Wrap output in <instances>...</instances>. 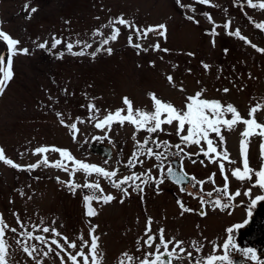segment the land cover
Instances as JSON below:
<instances>
[{"label": "rangeland", "instance_id": "1", "mask_svg": "<svg viewBox=\"0 0 264 264\" xmlns=\"http://www.w3.org/2000/svg\"><path fill=\"white\" fill-rule=\"evenodd\" d=\"M27 2L28 0H0V27L20 41L19 48L29 49L28 55L13 57L14 76L6 83L3 94H0V148L15 163H35L41 157L32 155V150L40 146H56L68 149L76 159L109 171L114 170L112 165L116 163V159L101 158L94 153L96 149L90 151L89 145L109 144L122 154L121 145H132L135 131L132 125L125 123L120 126L113 123L111 133H103L98 132L94 122H86L78 125L80 131L73 141L69 130L60 124L55 114L57 111L63 113L68 123L73 122L76 117L87 121L89 103H94L100 109L102 119L107 111L114 112L117 108L125 107L122 102L125 96L133 101L134 108L151 110L152 103L148 94L152 92L158 98L182 108L186 96L194 95L203 88L206 89L205 98L220 100L224 105H234L245 119L249 118L250 107L257 102L264 105V54L257 52L250 44L227 35L223 27L216 28L218 34L214 37L208 34L213 25L205 13H210L218 25H223L230 19L232 31L239 28L251 44L264 48V30L255 27V24L264 22V10L248 7L247 0H210L215 7L196 4L194 0H181L180 4L176 0H31L28 12L32 7L38 8V11L32 13L30 19L26 18L28 12L23 10ZM253 2L259 3V0ZM188 4L195 7V18L199 20V24L186 18L193 15V12L181 5ZM120 15L141 28L165 24L167 39L156 33H150L147 39L138 41L134 37V43H141L149 48V51L137 54V49L129 46V30L121 28L118 39L108 45L113 49L111 55L102 52L95 59L87 55L73 56L67 53L64 44L49 50L51 37L55 35L63 38L65 43L76 39L87 40L93 43V49L88 50L92 51L97 46L92 39L93 31L102 28L106 37L111 30L102 26L110 18ZM101 39L96 37L95 41ZM213 39L215 46L212 44ZM46 40L49 49H40L37 45ZM157 42L162 49L169 51H153L150 46ZM225 48L228 49L227 54L224 52ZM61 51H64L62 59L58 58ZM189 52L194 55L188 56ZM0 55L5 57L6 64L7 46L2 40ZM152 61L155 66H151ZM201 62L212 65V68L206 71ZM174 65L178 67L174 68ZM188 69H191V73ZM167 75L173 76L177 87L168 83ZM181 84L184 92L178 91ZM225 87L230 89L227 94L223 92ZM64 89H67V93ZM49 96L52 100H49ZM227 118L231 119V115ZM255 118L264 124V108L255 114ZM164 128L165 132L160 133V139L178 143L175 126L165 125ZM244 128L243 124H237L231 131L222 129V144L213 134L218 148L221 151L226 149L229 159L235 161L231 164L224 162L229 191L234 193L236 189H240L242 199L245 197L243 191L252 187L256 180L254 174L251 181L243 182L231 175L233 169H242L240 141L245 139L241 136ZM140 134L142 139L146 135L144 132ZM105 135L112 143H109V139H94ZM262 143L264 137L259 135L246 138L249 166L254 170H259L264 164L261 159ZM185 151L196 153L199 148L191 146ZM47 156L51 162L61 159L58 153L49 152ZM191 159L198 162L203 160L210 166L213 164L203 155H193ZM185 160L191 164L189 159ZM153 162L156 163L155 160ZM199 171L198 176H205L203 169ZM217 173L219 177L215 186L222 187L224 180L219 168ZM153 174L158 176V170L153 168ZM56 177L60 181L74 179L79 185L85 179L89 182L97 179L95 174L86 178L83 172H77L72 177L60 169L47 166L30 172L18 171L0 162V213H3L5 222L11 227H18L13 212L19 213L26 226L30 223L39 224L42 218L45 226L55 227L69 240H76L81 232L85 239H89L91 227L98 225L95 234L100 237L98 252L102 254V264H119L120 254L124 251L139 258H143L145 252L155 251V246L136 251L137 238L143 236L148 217L153 220V233H158V229L163 227L165 239L175 237L182 240L183 247L192 251L194 257H204L212 252L220 233L217 229L224 230L231 222L240 223L248 212L237 205L235 208H226L231 211L229 216H225L228 215L225 212L217 214L213 225L206 220L199 222L195 216L181 215L173 198L163 189L160 191L161 195L152 192L153 201L150 205L144 199L133 201L137 198L123 204L114 202L112 206L94 201L91 206L97 214L88 217L83 200L86 194H83V190L77 188L75 192H66L65 183H58ZM104 181L101 177L100 184ZM209 186L214 188L213 184ZM21 191L23 196L20 195ZM259 195H264V190L258 186L252 187L251 196ZM163 197L165 198L162 199ZM238 202L239 197L233 204ZM119 210L122 214H118ZM11 236L9 233L6 238L12 246L9 249L12 264H33ZM192 240L204 245L201 253L190 247ZM77 244L79 246V241ZM170 248L172 245H169V251ZM44 264H60V261L59 258H46ZM136 264H139L138 260ZM178 264H188V260H179Z\"/></svg>", "mask_w": 264, "mask_h": 264}, {"label": "snow or ice", "instance_id": "2", "mask_svg": "<svg viewBox=\"0 0 264 264\" xmlns=\"http://www.w3.org/2000/svg\"><path fill=\"white\" fill-rule=\"evenodd\" d=\"M30 2L31 0H28V2L24 4L23 10L25 12H28ZM194 2L196 4L215 7V5L210 3V0H194ZM176 3L180 4L181 0H176ZM247 5L253 9L259 8L264 10V0H259V3H254L253 0H247ZM181 6L186 7L193 12V15H189L186 18L199 24V20L195 18V7H193L192 4ZM37 11L38 8L32 7L26 18L30 19L32 13H36ZM224 11H227V9H224ZM205 15L213 25L211 31L208 33L209 35L214 37L218 34L216 28L223 27L227 35L233 36L240 41H243L245 44H250L257 52L264 54V48H259L257 45L251 44V41L241 34L239 28H236L235 31L231 30L232 21L230 19L226 20L223 25H218L213 21L210 13H205ZM96 19H99V17ZM66 23L68 22L66 21ZM102 27L108 28L111 31L106 37L102 28H97L93 31L92 39L93 42L97 43V46L92 51L88 50L93 49V43H90L87 40L76 39L75 41L69 40L65 43L63 38H58L55 35L51 37L52 43L50 49L47 40L39 43L37 46L40 49L52 50L56 49L59 45L64 44L65 50L70 55L80 57L87 55L92 59H95L97 55L102 52L107 53L108 55L112 54L113 49L108 45L118 39L121 28L129 30L130 34L128 36V43L130 47L137 49V54H139L140 51L147 52L149 51V48H145L141 43H134V37L138 41L147 39L150 33H156L159 36L164 37L165 40L167 39V26L165 24L141 28L133 21L125 19L123 15L110 18ZM255 27L264 30V22L255 24ZM96 37H101L102 39L97 42L95 41ZM0 40L6 44L8 53L6 64L5 57L0 55V94H3L6 83L11 81L14 76L13 57L20 54L28 55L29 49L19 48L18 45L20 44V41L13 38L8 33H5L2 30V27H0ZM212 44L215 46V39L212 40ZM150 47L153 51H169V49L166 48L162 49L158 42ZM75 48H78L79 50L74 51ZM224 52L227 54L228 49L225 48ZM187 55L192 56L194 54L189 52ZM63 56L64 51L58 53V58L62 59ZM161 59H163V57H161ZM150 63L151 66H155L154 61ZM201 64L206 71H209L212 68V65L207 63L201 62ZM173 67H178V65H174ZM188 72L191 73V69H188ZM249 78H251V74H249ZM166 79L171 86L177 87L173 76L167 75ZM178 91H185L182 84L178 88ZM205 91L206 89L201 88L194 95L186 96L182 108H177L170 101H164L161 98H158L157 95L152 92L148 94L152 103L151 110L134 108L133 101L125 96L122 101L125 107L117 108L114 112L107 111V114L102 119L99 115L100 109H98L94 103H89L87 105L89 113L87 121L81 117H76L73 122L68 123L65 121L63 113L59 111L55 113L60 124L69 130V134L73 141L77 139V135L80 131L78 125L86 122H94V127L105 133L111 130V125L113 123H117L120 126H123L125 123L132 125L135 129L132 137L135 150L128 158L126 167L129 169H135L137 164L142 167L144 160L140 159L141 156H145L149 160L154 158L156 163L146 171H133L131 175H125L120 180H116L114 178L118 175L119 169L109 171L96 164L86 163L82 160L76 159L68 149L56 146H40L32 150V155L40 156L41 159L28 165L15 163L12 159L7 158L4 149L0 148V162L17 169L18 171L30 172L38 167L47 166L60 169L69 173L72 177H75L77 172H83L86 178L95 174L97 177L95 181L89 182L85 179V182L82 185L76 184L74 179L70 181H60L59 177L56 178L58 183H65L73 192H75L77 188L88 190V194L83 197L86 206V215L88 217L97 214L91 206L93 201L109 204L116 199L114 195L106 194L104 192V189L100 184L101 177L107 179L113 188L120 190L124 197L130 195L129 189L134 192L142 193L144 191L143 185L149 184L155 185L157 194H160V185L163 184L166 179H170L173 183L180 186V191L182 193L187 192V195L193 199H198L202 209L211 206L213 211H216L217 209L224 211L226 208L234 207L232 202L235 201L237 197L241 196V190L236 189L234 193L229 191L228 173L225 169L224 162L227 161L231 164L235 163V161L229 159V154L226 149L221 151L218 148L217 142L213 138V134L218 138L219 143L222 144L224 142L222 129L231 131L237 124H243L245 126L244 131L241 132V136L245 139L240 141L242 169H233L231 175L237 180L243 182L245 180L251 181L254 174L256 180L255 183L252 184V187L258 186L261 190H264V164L261 165L259 170L252 169L249 166L246 150V138L253 135L264 137V124L259 123L255 118V114L264 108V105L257 102L254 106L250 107L248 112L249 118L245 119L241 116L234 105L230 103L224 105L220 100L205 98ZM229 91L230 89L227 87L223 89L225 94ZM64 92L67 93V89H64ZM49 100H52L51 96H49ZM81 107L85 106L81 105ZM229 114L231 115V119L227 118ZM71 119L72 118L69 116V120ZM165 125L169 127H172L173 125L175 126V135L178 137V143L173 144L170 140L160 139V133L165 132ZM140 132L146 133L142 141L137 139V134ZM166 135L170 136L172 133H166ZM94 139L99 140L109 138L105 135L104 137H95ZM109 143H112L111 139H109ZM191 146H197L199 151L196 153L186 152L185 149ZM49 152L58 153L61 159L54 162L49 161L47 156V153ZM22 155L23 153H21V156ZM193 155H203L208 158L210 163H217L219 161V171L224 180L222 187L215 186L216 173H212L205 180H198L195 176H190L184 171L183 159H180V157L187 156L191 159ZM173 158L179 160V170L174 166L175 160ZM261 159L264 160V143L261 144ZM105 163H107V161H105ZM193 163H195V161H193ZM201 163L203 164L204 161L202 160ZM69 165H71V167H69ZM153 168L158 170V176L153 175ZM209 182L214 185V188L212 191L204 192V185ZM186 185H191L192 188H197V186H199L198 191L196 193L188 192L185 187ZM252 187L243 191L245 197L251 198ZM20 195L23 196L24 193L21 191ZM29 199H31V197H29ZM258 201H264V195L256 196L255 199L251 200V205L248 207L247 213L248 219H245L242 223H236L226 229L227 238L222 244V254H215L220 250L221 246L213 244L212 254L204 257H194L192 251H188L183 247L184 241L177 240L175 237L165 239V229L163 227L158 229V233H153V220L151 217H148L143 236L137 238L136 251L140 252L143 248L151 249L153 246H155V251L145 252L143 258L135 257L128 251H124L120 254L119 264H136L137 260L139 264H172L173 260L179 261L184 259L188 260V264H236L235 260L230 255V249L242 253L244 258L255 262V264H264V260L259 259L255 249L240 248L235 243L233 237L235 231H238L249 223L252 211ZM119 202L123 204L124 199L121 198ZM177 204L181 209V215H184L186 212L195 211L187 208L184 202L180 199L177 200ZM200 215H207V212L201 211ZM229 215H231V212H229ZM13 216L16 219L18 227L9 226L4 220L3 213H0V264H12L10 260L11 253L9 251L12 246L9 243L8 238H6L9 233L12 234L11 239H15L17 246L33 261V264H44L46 258H59L60 264H102V254L98 252L100 237L95 234L98 225H93L91 227L89 231V239H85L81 232L76 240H69L67 236H64L55 227L45 226L42 218L40 219L39 224L30 223L26 226L20 219L18 212H13ZM54 224L55 221L53 220L52 225ZM157 239L159 241L158 243ZM77 241H79V246ZM169 245H172L170 251ZM190 247L194 249L195 252L201 253L204 245L196 240H192L190 241ZM161 248H163V252H161ZM165 256L167 257V260L164 259Z\"/></svg>", "mask_w": 264, "mask_h": 264}, {"label": "flooded vegetation", "instance_id": "3", "mask_svg": "<svg viewBox=\"0 0 264 264\" xmlns=\"http://www.w3.org/2000/svg\"><path fill=\"white\" fill-rule=\"evenodd\" d=\"M97 130H98V132H102L100 129H97ZM103 133H105V132H103ZM107 133H111V130L107 131ZM137 139L142 141L144 139V137L142 139V134L138 133ZM114 148L115 147H113L112 145H109V144L108 145H104V144H91V145H89L90 151L92 149H96L97 151H94V153H97V155L101 156V158H105V159H109V160H112L114 158L116 159V161H115L116 163L112 165V168H114V170L119 169L118 175L114 178L116 180H120L125 175H131L133 171H135V172L146 171L148 168L152 167V165L154 164V162H153L154 158L149 160L147 157L141 156L140 159L144 160L143 166L141 167L139 164H137L135 169H129L126 167V165H127L128 158L131 156L132 152L135 150L134 141H132V145H121L120 146V151L122 154H120V152ZM184 157L189 159L186 156H184ZM184 157H182V158L180 157V159H183ZM185 158L183 159V169L188 175L195 176L198 180H205L212 173H216L215 181L218 179L219 175L217 173V169L219 168L218 167L219 162L213 163L212 166H210L209 164L206 165V163L202 164L201 162H198L197 160H194L195 163H193V161H191L192 159H189L191 161V164H190V163H187ZM173 159L175 160L174 166L178 170L180 168L179 160H177L176 158H173ZM98 163H100V162H98ZM200 169H203L205 171L204 172L205 176H201V177L198 176V172H200L199 171ZM204 173H202V174H204ZM199 174H201V173H199ZM206 174H208V175L206 176ZM104 180H105L104 183L101 184V187L104 189V192L106 194H112L116 197L115 200H113L111 203L108 204L111 206H112V204H114V202L120 201L121 198L124 199V202L127 200H130L132 198H137V200H133V201H140V200L144 199L145 202L146 203L149 202V205H150V202L153 201L152 200V196H153L152 192L153 193L156 192L155 194H157V190L155 188V185L149 184V185H143L144 191L142 193L134 192L131 189H129L130 195L128 197H124L123 193L120 190L113 188L107 179H104ZM211 184L212 183L209 182V183H206L204 185V192H208V191L213 190L209 186ZM185 187L187 188L188 192H193V193H196L198 191V188H199V186H197V188H192L191 185H186ZM163 189L173 198L174 204L179 209H180V207L177 204L178 199L182 200L187 208L195 210L193 212H186L184 214H186L188 216H195V218H197V220L199 222L206 220L210 224L213 225V224H215L214 218L218 217L217 214H223L222 212H225V213H228V215H225V216H229V212H231L228 209H225L224 211H220L218 209L216 211H213L211 206H208L207 208L202 209L201 204H200L198 199H193L192 197L187 195V192L182 193L180 191V186L173 183L170 179H166L165 182L160 185V191H163ZM80 190H83V194H88L87 189H81L80 188ZM65 191L66 192L70 191V189L68 188L67 185H66ZM159 195H161V193ZM214 195H215V193H214ZM164 198L165 197H163L162 199H164ZM205 198L208 199L207 197H205ZM253 199H255V197H252V196H251V198L244 197L242 199V196H239V202L236 204H233L234 207H232V208H235L238 205L239 207H242V209L244 208L243 210H245V212H246V211H248V207L251 205V200H253ZM235 200H237V198ZM242 201H245V203ZM180 211H181V209H180ZM201 211H206L207 215H203V216L200 215ZM119 213L122 214L121 210H119L118 214ZM230 217L234 218V216H230ZM245 219H248L247 214H246L245 218L240 223H242ZM236 223H238V222H234V223L231 222V223L227 224L224 227V230H221L220 228L217 229L220 233L217 235V240H216L215 244L220 245L221 247H220V250L215 254L219 255V254L223 253L222 244H223V241L227 238L226 229L230 226H233ZM213 228L214 227H211V229H213ZM233 237H234L235 243L240 248H253V249H255L256 254L259 257V259L264 260V201H258L257 202V204L255 205V207L252 211V216L250 218L249 223L245 227L239 229L238 231H235L233 233ZM170 250H171V248H170ZM211 254H212V252H211ZM238 254H241L242 256H238ZM230 255L233 257L236 264H255V262L244 258L242 253H239L234 249H230ZM173 264H178V261L173 260Z\"/></svg>", "mask_w": 264, "mask_h": 264}, {"label": "water", "instance_id": "4", "mask_svg": "<svg viewBox=\"0 0 264 264\" xmlns=\"http://www.w3.org/2000/svg\"><path fill=\"white\" fill-rule=\"evenodd\" d=\"M164 259L167 260V257L165 256Z\"/></svg>", "mask_w": 264, "mask_h": 264}]
</instances>
